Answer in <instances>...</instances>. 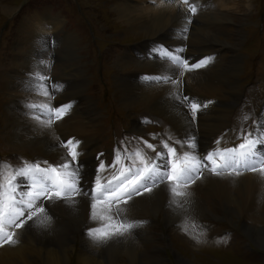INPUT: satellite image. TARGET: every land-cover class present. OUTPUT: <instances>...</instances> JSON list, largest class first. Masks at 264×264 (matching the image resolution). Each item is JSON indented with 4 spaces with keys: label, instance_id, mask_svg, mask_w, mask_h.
I'll use <instances>...</instances> for the list:
<instances>
[{
    "label": "bare ground",
    "instance_id": "6f19581e",
    "mask_svg": "<svg viewBox=\"0 0 264 264\" xmlns=\"http://www.w3.org/2000/svg\"><path fill=\"white\" fill-rule=\"evenodd\" d=\"M122 1L127 5L120 8L114 4L115 6L112 8L117 22L130 31L131 38H134L132 35H143V38H147L139 45L116 44L113 46L120 56L114 58L113 67L111 65V71L119 72L118 76L114 78L115 80L111 81V90L113 85L115 100L120 103V107H123L127 112V117L131 119V124L129 126L126 124L125 127H128L132 133V140L143 135V129L140 127L145 117H157L163 121V124H157V128L165 131L164 134L168 136L169 141L173 139L174 143L171 146L175 147L178 153L187 150V144L182 148L176 141L194 136L198 145L195 154L204 155L213 150L212 136L229 129V120L231 117L238 116L236 115L238 109L242 108L243 115L249 117L253 112L257 122H264V102L260 112H255L245 104L247 99L255 100L251 96L252 91L245 94L238 89L237 76L241 68L240 57L226 63L221 54L228 51L230 47L220 46V48L218 40L215 39L217 35H220V31L227 24H233L234 20L228 12L216 8L215 5H220L221 0H191L198 9L195 15L189 13L187 7L180 6L179 0H148L147 5L145 4L146 0ZM83 9L84 7H82ZM38 21H40L39 18ZM44 26L47 29L51 26L54 30L47 32V35L56 32L59 24L54 18V21L49 19V22H45ZM40 34H44V30ZM31 37L28 41L31 43L30 50H24V52L19 50L14 59L13 56L9 58V60L12 59V65L9 63L7 65L15 69V72L10 71L9 74L6 69L0 70V89L5 93L7 100V104L4 106V118L7 123L3 131L1 130V135L11 151L28 154L37 162L47 161L54 164L67 154V150L61 146L62 141L71 138L79 140L81 153L84 154L88 149L86 147L88 139L81 135L92 134L95 129H101L102 124L90 97L87 96L88 99H85L83 103H80L79 97L72 98L77 94L81 95L87 84L84 71L79 70V65L74 64V59L78 57L74 55L77 46L73 48L68 43V47L71 49L69 60L72 63L68 64L69 71L61 74V80L54 82L51 78L48 79L46 66L39 64V59H42L39 56L44 51L41 49V44L42 41L45 42V39L42 35L32 34ZM49 40L51 39H48L47 42H50ZM61 46H64V43ZM159 49L171 52L173 55H181L188 60L192 59V62L195 61L193 65L206 57H214V60L211 59L207 65L198 68L201 71L196 72L197 68L186 71L174 66L160 53ZM178 49H183V51L177 52ZM26 53L28 54L26 55ZM202 54H207V56H202ZM22 55L23 58H19ZM115 56L116 54L111 57ZM222 57L224 60L217 64ZM103 60L105 61V57ZM192 62L189 65H192ZM130 66L134 69L131 70L132 72L126 73L125 71ZM105 67H107L106 62ZM41 74L47 79L41 80ZM156 75L161 76L159 81L144 79L146 76L155 77ZM74 79L77 81L73 85ZM165 79L168 82H165ZM57 85H62V88L56 90V94L53 95ZM46 92L49 95L46 96ZM71 93L75 94L67 97ZM184 97L196 101L199 99L200 104L210 100L212 103L208 104L206 108H201L193 120L189 101ZM65 100L68 101L62 102ZM251 103L252 106L257 107L255 101ZM30 104L34 107L29 108ZM45 104L55 107L71 104V108L60 121L56 120L58 122L54 121L56 123L52 124L54 122H49L48 114L44 113L48 110L44 107ZM136 105L139 106V110L132 112L129 116L130 110L134 109ZM65 117H69V119L63 120ZM87 124H91L92 128H87ZM253 130L255 132L256 127ZM147 132L144 134L147 135ZM161 141H165V139L158 138L157 150H162ZM237 145L239 144L235 146ZM142 146V152H146ZM99 149L100 152H97V149L92 150L94 153L97 152L95 157L103 153L102 159L106 163L114 160L111 154L105 156V149L102 150L100 145ZM149 152V157L155 156L154 152ZM86 158L87 154H85L82 164L84 166V183L87 185L89 180L94 182L98 162L91 161L94 171L92 176L89 164L85 162ZM205 163L207 162L205 161ZM18 179L20 181L19 190L22 192L24 191V179ZM186 191L189 193L187 197H173L165 183L154 188L151 192L134 195L126 204L121 203L120 207L124 209L121 218L138 222L140 225L137 224L130 234L113 236L104 242L95 241L87 234L89 228L101 226L100 221H93L90 218L92 212L90 200L84 197H77L75 203L63 200L54 202L43 200L42 203L46 205V214L50 217V221L39 223L38 220H43L45 215L40 214L39 217L26 220L21 228L11 229L16 233L17 243L0 246V264H66L72 252L78 253V264H124V260L127 259L129 261L127 264H136L135 261L138 257L136 250L132 248L129 251L126 246L116 244L132 243L130 235H136L137 239L140 237L142 242L150 240V238H146L150 236L148 227L147 234L143 239L141 235L143 229L151 222V218L146 217L156 216L158 213L169 224L181 225L184 220H192L198 214L200 217L204 207L212 202L222 204L226 211L236 217L245 216V213L248 212L249 215H258L264 219V177L258 173L243 171L239 176H215L205 171L203 176L195 180ZM140 217L145 219H137ZM21 219H26V217ZM140 221L142 223H139ZM244 228L249 239L260 248H264V231L254 229L251 225H246ZM137 232H140L139 236ZM78 233H81L80 237ZM76 240L77 245L73 243ZM110 243L114 244L110 248L111 250L108 253L106 251L104 255L97 252L85 254L87 248L103 251V245ZM81 250L84 251L83 255H81ZM101 256L102 258H100ZM143 259L149 260L140 256L137 264H142ZM175 259L177 264H190L178 255L175 256ZM152 261L156 260L152 259L151 262L143 264H153Z\"/></svg>",
    "mask_w": 264,
    "mask_h": 264
},
{
    "label": "rangeland",
    "instance_id": "374dc122",
    "mask_svg": "<svg viewBox=\"0 0 264 264\" xmlns=\"http://www.w3.org/2000/svg\"><path fill=\"white\" fill-rule=\"evenodd\" d=\"M145 2L147 5L148 0ZM189 2L194 4L191 0ZM179 3L183 8L187 7L180 0ZM114 4H117L116 6L120 8L127 5L122 0H0V55L3 54L0 56V70L6 69L9 74L10 71L15 72V69L8 66L9 64L12 65V59L9 60V58L13 56L14 59L19 50L22 52L30 50L31 43H28V41L29 38H32V34L35 36L42 35L46 46L44 48L41 46L44 51L39 57L49 61L50 67L46 66V73L48 74V79L51 78L55 82L61 80V74L68 72V64L72 63L69 60L71 49L68 47V43L73 48L77 46L74 55L78 57L74 59V64L79 65V70L84 71L87 84L81 95L77 94V96L72 98L79 97L80 103H83L85 99H88L87 96L90 97L91 101L94 102L102 124V128L95 129L92 134L81 135L87 137L86 147L88 149L80 156V161L84 163L85 154H87L85 162H88L92 176L94 171L91 161L98 162L95 155L101 151L99 145L102 150L105 149V156L111 154L115 159L117 154L127 156L137 150L142 151L141 145L145 148V141L150 144L155 143L154 145L158 148L159 137L164 138L170 145L174 143L173 139L169 141L168 136L164 134L165 131L157 128L158 123L163 124L162 119L157 117H145L140 127L143 129V135H140L136 140L131 139L132 133H130L128 127H125L126 124L128 126L131 124V119L127 117V112H125L123 107H120V103L115 100L113 85L111 90V81L119 74L117 70L116 72L111 71V65L113 67L114 58L120 56L113 46L116 44L139 45L147 38H143V35H132L134 38L130 37V31L116 20V15L112 11ZM215 6L222 11L228 12L229 16L234 19L233 24H227L223 29L224 31L221 30L220 35L215 37L216 41L218 40L217 42H219V47H230L228 51L222 52L221 56L225 58L226 63L240 57L241 72L239 71L237 76L238 89L242 90L243 93L245 92V94L250 90L252 91L251 96L255 100L247 99L245 104L250 106L255 112H260L264 102V0H259V2L258 0H221V4ZM82 7H84L83 10ZM38 18L40 21H38ZM54 18L57 19L59 24L58 30L46 35L47 32L53 29L51 26L49 29L45 28L44 24L47 21L49 22V19L54 21ZM38 24L39 26H37ZM42 30H44L45 36L40 34ZM47 36L48 39H53L54 37L53 44L47 42ZM63 43L64 46H61ZM218 46L217 49L219 48ZM165 52L167 51L160 50L163 56ZM115 54V57H111ZM202 56H207V54H202ZM104 57L105 61L103 60ZM223 57L217 64L224 60ZM19 58H23V55L19 56ZM211 58L214 60V57ZM186 60L188 64L193 61L192 59L188 60V58ZM105 62L107 67H105ZM194 62H192V65ZM131 66L125 71L126 73L132 72L131 70L134 68ZM181 69L183 68L181 67ZM195 71L201 70L197 68ZM76 81L77 79H74L73 85L76 84ZM56 90L55 88L53 95L56 94ZM75 93H71L67 97ZM219 93L221 94V91ZM218 96L223 97L222 95ZM68 100L62 102H67ZM200 100L206 101L207 99ZM210 101L212 102V100ZM252 101L256 102L257 107L252 106ZM6 104V95L0 89V165L10 166L7 170L11 171L21 166L22 161L33 163L37 161L28 154L11 151V148L6 144V140L2 137L1 130L3 131L7 123L4 118V106ZM138 107V105L134 106V109L130 110L129 116H131L132 112L138 111ZM241 110L242 108L238 109L237 117H231L229 120L228 130L212 136L211 141H214L213 150L235 147L236 144L243 142V134L254 131L253 129L257 125L256 116L253 112L250 117L243 115L244 111L241 112ZM44 113L49 115L48 110ZM139 113L141 112L139 111ZM245 116L248 117L247 120L244 119ZM67 119L69 117H65L63 120ZM87 128H92V125L87 124ZM146 131L149 134L147 132V135H145ZM218 140L219 143H217ZM93 149H97V152H92ZM145 151L143 153L147 156L150 154L149 151L153 153L151 149L145 148ZM257 151H264V145H258ZM130 164V160L121 159L116 168H108L102 175L110 179L118 168ZM138 164L139 162L137 161ZM2 169L0 168V172L4 171ZM224 210L222 204L217 202L209 203L204 207L200 217L198 214L192 220H184L181 225H171L163 219L162 215L157 213L156 216L146 217L151 218L150 224L153 226L150 227L151 225L148 224L141 234L143 239L147 234L148 227L150 236L146 238H150V240L142 242L140 237L137 239L136 235H130L132 243L124 242L116 245H124L129 251L134 248L138 254L135 261L136 264L140 256L149 259H143L142 264L151 262L152 259L156 260L155 262L152 261L153 264H177L175 259L177 255L186 259L190 264H264V248H260L251 241L244 228L246 225H251L254 229L264 231V219L258 215H249L250 213L248 212L245 213V216L236 217ZM137 219L144 220L145 218L140 217ZM139 233L137 232L138 236ZM80 234L78 233L79 237ZM73 243L77 245V240ZM113 244L110 243L108 244L109 246L103 245V251L87 248L85 254L97 252L104 255L106 251L108 253L111 250L110 248ZM81 252V255H83L84 251L81 250ZM77 255L78 253L72 252L66 264H78ZM124 262V264H127L129 261L127 259Z\"/></svg>",
    "mask_w": 264,
    "mask_h": 264
},
{
    "label": "snow or ice",
    "instance_id": "6c2138e0",
    "mask_svg": "<svg viewBox=\"0 0 264 264\" xmlns=\"http://www.w3.org/2000/svg\"><path fill=\"white\" fill-rule=\"evenodd\" d=\"M180 2L187 6V11L191 14L197 13V6L189 0ZM41 46L44 48L46 42L42 41ZM182 51L183 49L177 50ZM164 56L174 66L182 67L186 71L204 67L212 59L206 57L190 66L181 55L165 52ZM39 64L50 67L49 61L43 59H39ZM40 79L47 78L41 74ZM144 79L159 81L161 76H146ZM165 82L168 80L165 79ZM61 88L62 85H57V90ZM45 95L49 93L46 92ZM184 99L189 101L193 120L201 108H206L212 103L208 101L200 104L195 99L189 100L188 97ZM33 107L34 105H29V108ZM44 107L48 108V121L52 122L62 119L70 110L71 104L58 107L45 104ZM244 119L247 120L248 117L245 116ZM242 139L243 142L236 147L215 149L204 155L195 154L198 145L194 136L176 141L182 148L187 144V150L182 153H178L175 147L165 141H161L162 150H157L156 145L144 142L145 148L155 153L154 157L137 150L127 156L117 154L113 162L106 163L102 159L104 154L100 153L96 157L98 164L94 182L89 180L87 185L84 183V166L79 160L82 154L81 142L75 138L62 141L61 146L67 150V154L62 156L58 163L22 161L21 166L11 171L7 170L10 166L0 165V168L4 169L0 172V246L17 243L16 233L11 229L21 228L26 220L45 214L44 219L38 222L50 221L43 200L50 202L63 200L68 203H75L77 197L90 200L92 209L90 218L93 221H100L101 226L89 228L87 234L95 241L104 242L113 236L130 234L137 227L138 222L121 218L124 209L120 204H126L134 195L151 192L161 184L167 183L173 197H187L189 193L186 189L195 180L200 179L205 171L215 176H239L243 171H250L264 177V151H257L258 145H264V122H257L255 132L243 134ZM121 159L130 160L131 164L118 168L110 179L105 178L102 173L108 168H116ZM18 178L24 179L22 192L19 190ZM22 217L26 219H21Z\"/></svg>",
    "mask_w": 264,
    "mask_h": 264
}]
</instances>
